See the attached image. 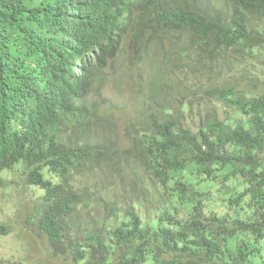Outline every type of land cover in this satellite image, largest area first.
Here are the masks:
<instances>
[{
	"label": "trees",
	"instance_id": "16d2710c",
	"mask_svg": "<svg viewBox=\"0 0 264 264\" xmlns=\"http://www.w3.org/2000/svg\"><path fill=\"white\" fill-rule=\"evenodd\" d=\"M128 47L140 103L121 115L120 144L117 108L93 98ZM4 195L60 264H251L264 239V0H0Z\"/></svg>",
	"mask_w": 264,
	"mask_h": 264
},
{
	"label": "rangeland",
	"instance_id": "374dc122",
	"mask_svg": "<svg viewBox=\"0 0 264 264\" xmlns=\"http://www.w3.org/2000/svg\"><path fill=\"white\" fill-rule=\"evenodd\" d=\"M127 49H129V52L126 54L127 56L125 55L124 60L123 58L116 60V64L108 70L111 78L105 85H102L99 90V95L93 98V101L98 104H112L117 108L114 110L118 112L114 111L113 114L115 116V122L118 123L117 136L115 138L120 144L124 141L121 130L123 121L121 115L132 119L135 115V109L140 103L136 95L137 91L134 84V77H129L127 74L135 65L134 54L129 47ZM228 57L232 58L233 56L229 53ZM147 81L148 79L144 75L140 79L141 86L146 87ZM120 119L121 122L119 125ZM99 136L98 133L91 134L88 137L89 143L93 144L94 141H98ZM139 171V169L135 171L137 176L139 175ZM91 179V184L99 187L105 182V179L102 176H97V174H94ZM216 188H218L216 184L211 186L210 184L201 183L198 185V189L201 191H211L213 201H217L218 193L215 190ZM116 191L119 193L118 189ZM18 201L16 196L8 200L7 196H0V221L3 220L8 223V226L11 228V233L8 236L0 238V264L6 263L7 260H11L14 263L24 261L26 264H60L57 257H52L51 253L45 250L44 242L25 230L22 227L19 217L14 215V208ZM26 206L29 208V205L25 203L24 207ZM251 264H264V239L262 240L259 253L251 258Z\"/></svg>",
	"mask_w": 264,
	"mask_h": 264
}]
</instances>
